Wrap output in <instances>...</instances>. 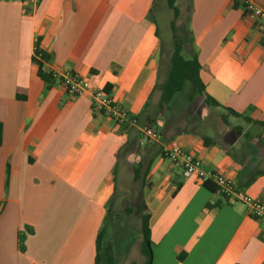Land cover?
I'll return each mask as SVG.
<instances>
[{"label": "crops", "instance_id": "0c3cea01", "mask_svg": "<svg viewBox=\"0 0 264 264\" xmlns=\"http://www.w3.org/2000/svg\"><path fill=\"white\" fill-rule=\"evenodd\" d=\"M157 1H0V264H134L124 248L101 263L97 247L108 206L117 194L114 216L125 213L132 190L148 215L150 264H264V225L162 155L176 140L264 202V128L254 123L264 124V24L232 0H176L182 54L197 58L205 93L222 108L188 86L160 109L173 40L159 33ZM36 43L46 74L85 78L159 140L145 143L136 127L94 116L88 96L40 79ZM141 160L152 164L138 187ZM119 168L128 180L120 190Z\"/></svg>", "mask_w": 264, "mask_h": 264}, {"label": "built area", "instance_id": "2783aa9c", "mask_svg": "<svg viewBox=\"0 0 264 264\" xmlns=\"http://www.w3.org/2000/svg\"><path fill=\"white\" fill-rule=\"evenodd\" d=\"M9 1V0H0ZM31 7L38 0H19ZM239 2L244 15L264 24V5L259 6L251 0H232ZM34 50H36L34 48ZM37 61H41V54H36ZM52 79L57 81L64 91L73 98L88 96L90 109L94 116L109 118L118 126H133L145 143L159 140L160 135L151 126H141L135 117L129 113L110 95L101 88L92 87L85 78L70 72H52ZM163 157L174 167L178 168L185 176L194 177L202 184H213L215 195L219 196L226 204H243L246 206L249 217L264 225V202L260 198L249 196L244 190L239 189L226 177L207 170L201 161L193 154L186 152L176 140L169 141L162 149ZM210 205H214L211 201Z\"/></svg>", "mask_w": 264, "mask_h": 264}, {"label": "trees", "instance_id": "16d2710c", "mask_svg": "<svg viewBox=\"0 0 264 264\" xmlns=\"http://www.w3.org/2000/svg\"><path fill=\"white\" fill-rule=\"evenodd\" d=\"M166 7L169 11L172 12V17H173L172 21L170 22L173 48L169 60V69H168L167 77L165 82L162 84V88H161L162 90L159 101L160 109H165L169 105V103L173 100L174 96L183 91L186 84H190V86H192L196 90L198 95L203 98L204 103L207 106L213 108H222V106H220L214 99L206 95L205 86L200 79L201 66L197 58L194 56L190 59H187L182 54L181 42L175 33V24L179 17V10L176 6V0H166ZM153 14H154V9L152 8L150 10V17H152ZM34 48L36 50H34L33 62L38 68L37 70L38 77H40V79H42L45 82H48L49 80H53L51 73L46 74L45 70H43L44 65H46L49 62L48 57L42 52V50L39 48L37 43ZM36 54L37 55L41 54V61L36 60L35 58ZM223 109L233 118H243L241 115L233 112L230 109H226V108ZM243 119L248 123L252 122L248 118H243ZM254 123L264 128L263 123H258V122H254ZM233 130L237 132L240 131V129L238 128H235ZM1 143H2V128L0 126V145ZM151 164H152V160H150L148 163H145L144 161L141 160L140 163L135 168H133V175H134L133 182L136 183L138 187H143L145 185V177L149 172ZM204 186L209 188L208 184H204ZM116 197L117 194L114 197L113 201H115ZM124 199H128L130 202L136 200L131 196L130 197L124 196ZM113 205L114 202H112L108 206L109 208L107 210V219H109L110 216L112 217L114 216L115 209L113 208ZM125 213L126 214L130 213V208L125 210ZM137 218H138V222L140 223V235H141L140 252L145 259L144 264H150L152 260V253H151L150 240H149L148 215L142 211L141 207H139L137 210ZM105 231L106 229L103 228L97 240L99 256L102 248L101 241L103 239ZM104 253H105L106 261L110 263L112 258L111 247L106 246Z\"/></svg>", "mask_w": 264, "mask_h": 264}, {"label": "rangeland", "instance_id": "374dc122", "mask_svg": "<svg viewBox=\"0 0 264 264\" xmlns=\"http://www.w3.org/2000/svg\"><path fill=\"white\" fill-rule=\"evenodd\" d=\"M164 1L165 0H158L156 7L158 29L163 39L169 37L170 33L172 35V31L170 30V22L173 19L171 11H169L167 8L162 9L161 5L162 2L164 3ZM177 31H181L180 27H177ZM188 86L190 87V84H186L185 88ZM119 171L121 172L118 174V190L122 189L123 185L127 184L128 181H126L127 177L123 175L124 172L122 173V168H119ZM125 194L130 195L136 200L125 203V208H130V213H121L113 217L110 216L109 219H107V221L105 222L104 226L107 233L100 252L101 263H103V261L105 262L106 260L104 250L107 245L111 247L112 251H114V255H118V251L123 248L127 249L128 253L130 252L128 260L130 263L141 264L145 260L140 252V223L138 222L136 213L137 207L141 202V198L137 197L139 195V192H137V190H135L134 192L132 190V192H126ZM120 200L122 199L117 196L114 205H116L117 202L119 203Z\"/></svg>", "mask_w": 264, "mask_h": 264}]
</instances>
